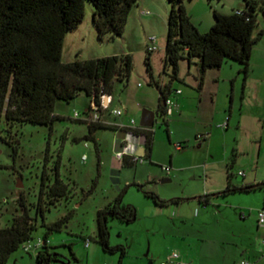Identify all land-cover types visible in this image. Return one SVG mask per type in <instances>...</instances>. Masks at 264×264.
Listing matches in <instances>:
<instances>
[{"label": "rangeland", "instance_id": "374dc122", "mask_svg": "<svg viewBox=\"0 0 264 264\" xmlns=\"http://www.w3.org/2000/svg\"><path fill=\"white\" fill-rule=\"evenodd\" d=\"M185 4L193 22L201 31H207L215 22L214 10L230 13L238 7H245L246 1L186 0ZM94 9V4L86 0L84 19L78 27L66 33L63 59L74 61L126 53L133 55L129 79H116L112 91L114 100L111 107H127L128 112L120 116L104 112L103 120L109 123L123 121L126 126L138 127L145 109L155 111V123L151 127L154 131L152 162L145 157L143 162L123 165L116 157V149H122L121 146L115 147L119 133L116 129L101 128L95 132L96 140L85 138L89 134L86 112L91 105V97L85 93L71 101H57L55 113L64 118H57L53 126L21 122L10 128L5 118H2L0 227L10 226L13 218L22 212L18 202L22 193L31 208V214L37 216L34 204L39 197L45 165L47 163L51 178L55 179L53 169L59 162L61 177L70 191L68 196L57 200L46 211L47 222L67 217L63 228L52 233L55 236L81 237L82 232L93 234L94 228L97 229L98 205L123 192V202L135 205L138 210L137 218L132 223L124 224L114 220L116 225L112 228V239L127 245L125 259L131 260L136 253H141L146 259L150 249L155 252L156 259L164 252H181L186 249L197 261L192 264L208 261L209 264H235L247 259L241 249V246H245L250 254L255 255L253 264H264V227L260 226L258 217V210L264 206V188L241 197H223L206 207L202 205L200 218H194L193 221L187 219L184 223L174 217L175 214L152 213L148 209L153 204L152 199L133 184H144L164 199L202 195L207 184L224 188L228 174V137L239 139L237 156L249 162L256 158L258 141L262 135L261 166L257 177L264 181V120L251 114L257 98L260 99L262 95L264 98V36L254 44L247 74L242 63L227 58L220 68L207 69L201 89L198 58L193 63L187 59L180 60L178 78L174 80L173 87L180 88L183 95L189 98L175 105L174 108L180 114L170 117L168 134L167 124L158 112L160 92L156 84L151 83L145 61L148 38L155 35L159 38V48L150 53L154 77L160 84L171 81L172 69L165 66L167 18L170 10L168 0H138L128 15L123 34L108 33L103 39L99 37L93 21ZM256 15V31H259L264 27V14L260 7H257ZM242 109L249 115L245 114L244 126L239 128L237 124L241 120ZM231 110L233 114L228 127ZM76 111L81 114L78 119H75ZM132 119L135 125L131 124ZM119 130L124 137L128 133L136 136V140L126 136L130 143L139 138L141 147L145 146L144 134H136L121 127ZM208 132L213 134L209 144L203 139V135ZM2 135L12 138L13 142L3 139ZM126 137L121 136L123 140ZM178 142L185 145L183 149L176 148ZM212 159H218L220 163L212 169L215 174L208 176L204 163ZM166 166L171 167L169 173L164 169ZM239 169L242 167L235 168V171ZM204 218L207 224L200 222ZM43 219L38 215V227L30 239L31 244L47 232ZM119 226H122L121 231ZM190 232L191 241H183L182 235ZM229 232L236 235H230ZM60 247L74 259L70 245ZM38 249L25 251L20 247L5 264H24L29 256H36ZM213 252L214 256L211 257L210 253ZM208 255L211 259H208ZM60 261L66 263L68 258L59 253L53 264Z\"/></svg>", "mask_w": 264, "mask_h": 264}, {"label": "trees", "instance_id": "16d2710c", "mask_svg": "<svg viewBox=\"0 0 264 264\" xmlns=\"http://www.w3.org/2000/svg\"><path fill=\"white\" fill-rule=\"evenodd\" d=\"M89 1L94 4L93 21L99 37L103 39L108 33L123 34L128 15L138 0ZM185 1L168 0L170 10L167 18L165 66L172 69L171 81L160 84L155 79L150 62L151 52H148L145 60L151 83L156 84L160 92L158 112L167 124L168 134L170 128L167 105L163 100L166 102L176 90L173 82L178 78L180 60L187 59L189 63H193L194 59L198 58L201 89L207 69L220 68L227 58L242 63L247 74L254 44L264 36V27L256 31V10L260 7L264 14V0H245L244 9L237 8L230 13L214 10L215 22L207 31H201L193 22ZM85 13L86 0H0V122L5 118L10 128L21 122L53 126L57 118H64L55 113L59 99L71 101L85 93L91 97V102L99 104L103 94L112 95L116 79H129L133 65L131 53L74 61L63 59L66 33L78 27ZM85 121L89 127V134L85 136L87 139L96 140L95 132L101 128L121 127L136 134H144V157L152 162L154 131L151 127L118 126L103 119ZM2 138L13 142L12 138L8 139L3 135ZM233 162L234 157L229 169ZM122 163L137 164L129 155L125 156ZM46 165L39 197L34 204L37 216L31 214V208L22 193L18 198L22 212L13 218L10 226L0 227V264H5L16 250L33 238V233L38 227V215L44 218L43 225L47 232L43 238L44 243L37 252L36 264H53V261L58 259L56 252L48 245V238L54 231L63 228L67 217L47 222L45 214L57 200L69 195L70 188L61 177L59 162L53 169L55 179L51 178ZM233 177L234 174L229 170L228 182L224 189L193 198L164 199L144 184H133L161 207L194 198L203 204H210L214 197L264 188V181L237 185L233 183ZM137 214L135 205L123 202V192L97 211L95 239L104 251L119 253L117 264L123 263L127 249L124 244H111L110 221L118 219L123 223H132Z\"/></svg>", "mask_w": 264, "mask_h": 264}, {"label": "crops", "instance_id": "0c3cea01", "mask_svg": "<svg viewBox=\"0 0 264 264\" xmlns=\"http://www.w3.org/2000/svg\"><path fill=\"white\" fill-rule=\"evenodd\" d=\"M239 9H244V7H238ZM212 24V23H210ZM176 90H181L180 88H175ZM176 90L174 91V93L171 95L174 96V107L175 105H179L180 102H184L185 100H187L189 98V96H184L183 95V91L181 90L180 93L176 92ZM182 95V96H180ZM180 96V97H179ZM178 97V98H177ZM173 107V112L172 114H170L168 116V121L169 124L171 122L170 117L175 115L176 113L180 114L179 111L177 109H175ZM254 111L251 113L254 116L261 118L262 120H264V98L263 95L257 98V103L256 105L253 107ZM127 109V107H126ZM241 120L238 121V127L241 128L242 126H244V122L243 119L246 115H249L247 112L243 111V109L241 110ZM128 112V110H127ZM231 117L228 118V127L230 126V120L232 118V114H233V110H231ZM115 125L118 126H126L124 125L125 123L123 121L120 122H116L114 123ZM264 128V125L262 126V129ZM119 133L117 134V138H116V142H115V147L118 148L119 146L122 147V138H125L126 136L131 137L132 139L136 140V136L128 133L125 137L123 135H121V130L116 129ZM96 137V135H95ZM128 137H126L128 139ZM213 138V134L211 132H208L207 134L203 135V139L206 140L207 144L211 143ZM129 140V139H128ZM239 139H237V137H234L233 139H229L228 137V172L229 170L234 174V177L232 179L234 184L237 185H242V184H246V183H258V182H263V180H260L257 177L258 171L260 169L261 166V156H262V144H263V135L260 137L259 141H258V152L256 154V158L251 160V161H245L242 158L241 160L238 158L237 153H239ZM138 141V142H137ZM137 141H134L133 143H131L130 147H129V152L133 153L140 150L141 148V143L139 142V138ZM130 142V141H129ZM99 144V143H98ZM226 144V143H225ZM118 149H116L117 152ZM227 150V147H226ZM145 153V150H144ZM227 153V152H226ZM235 153V155H234ZM153 154V153H152ZM234 157V162L232 167L229 169V164L232 160V158ZM84 158V157H83ZM226 158V157H225ZM118 159V158H117ZM119 160V159H118ZM223 161H226V159H224ZM220 163V160L218 159H212L211 161L204 163L207 171H208V176L209 175H214L215 173H212L214 171H212V169H215V167H217L216 165ZM170 164L172 166L173 162L172 160H170ZM241 166L242 169H239L238 172L235 171V168ZM246 169L248 171H246ZM240 172H243L242 175H240ZM228 175V174H227ZM241 178H239V177ZM168 180V179H167ZM227 182H228V178H227ZM227 185V183H226ZM226 187V186H225ZM224 187V188H225ZM224 188L217 187L214 186L213 184H207L206 188H205V193H211V192H216L219 190H222ZM256 191V190H255ZM254 192V191H251ZM251 192H236V193H231L228 194L226 196H219V197H214L211 199V202L215 201V200H219L223 197H235V196H242V195H246L248 193ZM118 195L115 194L113 196V198H109L108 201H106L105 203L98 205V207L96 208V212L103 208L104 206H106L107 204H109L110 202L114 201L116 199ZM235 199H239V198H234ZM210 202V203H211ZM152 205L148 206V209L152 212L155 213L157 215H163V213H170V214H175L174 217H177L179 219L182 220V222H186L187 219H199L200 218V206H209V204H203L199 199L194 198V199H190V200H183L180 201L179 203H170L167 206H158L156 205L154 202H152ZM262 210H264V206L262 208ZM261 210H258V217H259V212ZM244 214V213H243ZM242 214V215H243ZM172 217V218H174ZM115 219H112L110 221V225H111V235H110V242L111 244H123L122 241H113L112 237H113V233H112V228H114V226L116 225L114 222ZM118 220V219H117ZM121 222V221H120ZM200 222L207 224L205 222V218L202 219ZM123 223V222H121ZM125 224V223H124ZM198 225H201V223H199ZM206 227V226H205ZM264 227V226H263ZM119 230H122V226L118 227ZM97 229L94 228L93 230V234L89 233H85L82 232L81 237H76V236H71V235H61V236H55V235H49L48 238V245H50V247H52V251L56 252V256L58 258L59 253L64 254L67 258H68V262L64 263V262H57L54 264H117L118 260H119V253H108L106 251L103 250L102 246L100 245L99 242L96 241L95 236L97 235ZM96 234V235H95ZM191 232L190 233H184V235H182V239L183 241H191ZM230 235H236V233L234 232H229ZM193 237V236H192ZM40 238H44V237H40ZM205 239V238H204ZM235 246H237L236 243H233ZM65 245H70V250L73 254V258L71 259L68 254L63 251V249L60 246H64ZM126 249L127 245L124 244ZM55 247V248H54ZM37 248V247H34ZM40 249V247H38ZM259 248H261L260 244H259ZM33 249V248H32ZM38 249V250H39ZM242 249V253L245 254L247 256V259L249 260H254L253 258L255 257V255L250 254V251L247 247L245 246H241ZM31 250V249H30ZM29 251V250H28ZM38 252V251H37ZM172 252H178L176 250L174 251H167L164 252L162 254H160L158 256V259L155 258V252L150 249V253L147 254L146 259L144 258V255H142L141 253L137 254L134 256V258H132L131 260H127V259H123V263L122 264H158L162 259L166 258L169 254H171ZM239 252V251H238ZM179 258L177 260V264H192L191 262H197L195 261L193 255L189 252V250L186 249H182L181 252L179 251ZM236 254V258H237ZM151 256V258H150ZM210 256L213 257L214 256V252L210 253ZM208 255V259H211ZM218 256V254L216 255ZM234 257V258H235ZM36 258H37V254L36 256H29L28 260L24 263V264H36ZM26 258H23V260H25ZM198 260V259H197ZM236 262V261H234ZM253 262V261H252ZM202 264H209V261L207 263H202Z\"/></svg>", "mask_w": 264, "mask_h": 264}, {"label": "built area", "instance_id": "2783aa9c", "mask_svg": "<svg viewBox=\"0 0 264 264\" xmlns=\"http://www.w3.org/2000/svg\"><path fill=\"white\" fill-rule=\"evenodd\" d=\"M158 41L159 38L155 35L153 36H149L148 38V43H147V51L148 52H153L155 50H157L159 48L158 45ZM141 85V84H140ZM176 92L180 93L181 90H176ZM113 95L110 94H103L102 95V100L101 103H96V102H91V105L89 107V109H87V120L89 121H98V120H102L103 119V114L104 112H110L111 114H114L116 116H120L123 115L124 113H127V109L126 107L124 108H112V103H113ZM174 100L172 99L171 96H169L166 99V105H167V115L169 116L170 114H172L173 112V107H174ZM80 112L76 111L75 112V118L80 117ZM131 124L135 125V121L132 119L131 120ZM133 127V126H132ZM131 143L129 142L128 139H125L122 141V149L121 150H117L116 152V157L119 160H123L125 158L126 155H129L133 158V161L135 162H143L145 161V157H144V153L143 154H139L138 151L136 152H129V147H130ZM184 144H182L181 142H178L176 144V148L177 149H183L184 148ZM145 150V149H144ZM85 158V156H84ZM164 169L169 173L171 171V167L170 166H166L164 167ZM243 172H240V175H242ZM259 224L261 227L264 226V210H261L259 212ZM44 241L42 238H39L37 241H35L33 244L30 243V240H28L27 242H25L22 245V248L25 251H28L34 247H41L43 245ZM262 244L264 245V240L262 241ZM179 253L178 252H172L171 254H169L166 258L162 259L158 264H177V260L179 258ZM235 264H253L252 261L247 260V259H243L240 262H236Z\"/></svg>", "mask_w": 264, "mask_h": 264}, {"label": "water", "instance_id": "95a60500", "mask_svg": "<svg viewBox=\"0 0 264 264\" xmlns=\"http://www.w3.org/2000/svg\"><path fill=\"white\" fill-rule=\"evenodd\" d=\"M163 103L166 104L165 100H163ZM156 118V112L150 109H145L143 111V114L141 116L140 125L143 127H152L155 123ZM144 147H141L139 150V154L144 153Z\"/></svg>", "mask_w": 264, "mask_h": 264}]
</instances>
